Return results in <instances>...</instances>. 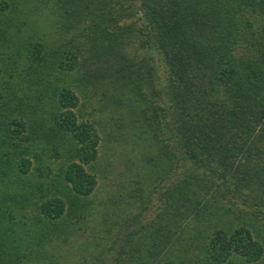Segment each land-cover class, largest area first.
Listing matches in <instances>:
<instances>
[{
  "label": "trees",
  "instance_id": "trees-1",
  "mask_svg": "<svg viewBox=\"0 0 264 264\" xmlns=\"http://www.w3.org/2000/svg\"><path fill=\"white\" fill-rule=\"evenodd\" d=\"M101 95L142 150L92 264H264V0H0V264H62Z\"/></svg>",
  "mask_w": 264,
  "mask_h": 264
},
{
  "label": "rangeland",
  "instance_id": "rangeland-1",
  "mask_svg": "<svg viewBox=\"0 0 264 264\" xmlns=\"http://www.w3.org/2000/svg\"><path fill=\"white\" fill-rule=\"evenodd\" d=\"M36 17L39 19V10ZM256 24L259 28L258 19ZM100 97L108 102L106 106L104 101L99 102L94 117L102 138L95 167L99 184L90 198L92 212L76 226L67 243L50 248L52 255L62 264H92L93 252L107 241L110 230L127 214L128 190H132L138 180L134 165L141 164L137 161L142 150L137 137L140 134L139 124L128 106L113 105V100L103 95ZM53 168L57 169V166Z\"/></svg>",
  "mask_w": 264,
  "mask_h": 264
}]
</instances>
